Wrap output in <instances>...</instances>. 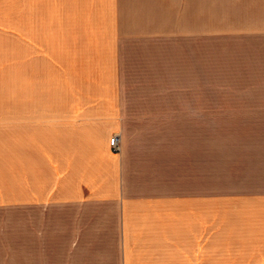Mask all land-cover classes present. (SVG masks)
Returning a JSON list of instances; mask_svg holds the SVG:
<instances>
[{
  "label": "crops",
  "instance_id": "0c3cea01",
  "mask_svg": "<svg viewBox=\"0 0 264 264\" xmlns=\"http://www.w3.org/2000/svg\"><path fill=\"white\" fill-rule=\"evenodd\" d=\"M10 1L0 264H264V0Z\"/></svg>",
  "mask_w": 264,
  "mask_h": 264
},
{
  "label": "built area",
  "instance_id": "2783aa9c",
  "mask_svg": "<svg viewBox=\"0 0 264 264\" xmlns=\"http://www.w3.org/2000/svg\"><path fill=\"white\" fill-rule=\"evenodd\" d=\"M110 142H111V147H112L113 151L118 152L120 149L118 138L114 137Z\"/></svg>",
  "mask_w": 264,
  "mask_h": 264
},
{
  "label": "rangeland",
  "instance_id": "374dc122",
  "mask_svg": "<svg viewBox=\"0 0 264 264\" xmlns=\"http://www.w3.org/2000/svg\"><path fill=\"white\" fill-rule=\"evenodd\" d=\"M1 1V0H0ZM8 4H9V7L8 8H10V6H12L13 8H14V0H12V1H10V3L8 2ZM11 4V5H10ZM11 10V9H10ZM224 87H226V86H224ZM223 87V88H224ZM221 89H222V87H214V90L216 91V92H221Z\"/></svg>",
  "mask_w": 264,
  "mask_h": 264
}]
</instances>
